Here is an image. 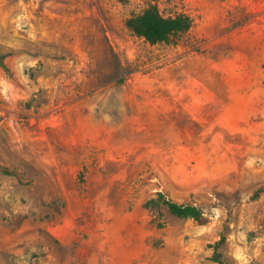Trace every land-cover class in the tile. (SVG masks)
<instances>
[{"label":"rangeland","instance_id":"374dc122","mask_svg":"<svg viewBox=\"0 0 264 264\" xmlns=\"http://www.w3.org/2000/svg\"><path fill=\"white\" fill-rule=\"evenodd\" d=\"M151 5L191 28L147 43ZM221 238L264 264V0H0V264H217Z\"/></svg>","mask_w":264,"mask_h":264},{"label":"trees","instance_id":"16d2710c","mask_svg":"<svg viewBox=\"0 0 264 264\" xmlns=\"http://www.w3.org/2000/svg\"><path fill=\"white\" fill-rule=\"evenodd\" d=\"M192 25L191 18L186 14L164 17L156 6H148L141 13L132 15L127 21L126 26L136 36L144 39L147 43L154 45L167 43L189 31ZM5 173H8L5 171ZM146 208L153 210L162 206L171 215L181 219H191L198 225H205L209 219L205 214L193 205H183L172 202L164 198L160 193L157 199L146 202ZM223 243V238L210 245L213 250L212 261L217 264H224L221 261L219 248Z\"/></svg>","mask_w":264,"mask_h":264}]
</instances>
